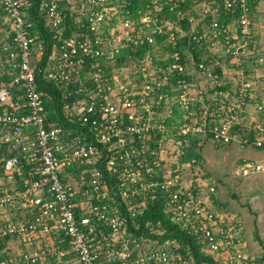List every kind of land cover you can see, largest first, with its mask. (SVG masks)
Returning <instances> with one entry per match:
<instances>
[{
    "label": "built area",
    "instance_id": "built-area-1",
    "mask_svg": "<svg viewBox=\"0 0 264 264\" xmlns=\"http://www.w3.org/2000/svg\"><path fill=\"white\" fill-rule=\"evenodd\" d=\"M252 2L149 0L132 17L128 0H79V31L63 37L65 14L58 0H43L46 25L58 40L43 76L60 90L65 116L83 128L77 131L47 122L45 94L36 82L42 42L29 32L22 0H0L10 31V48L0 54V75L8 78H0V208L21 202L31 212L0 223V237L29 243L38 231L58 233V242L67 246L25 249L0 264L46 263L53 257L59 264H209L169 242L155 245L128 232V220L158 199L170 221L213 264H256L245 252L238 217L212 206L199 186L213 193L210 177L196 157L185 160L188 148L195 144L200 150L204 141L264 148V96L256 97L257 82L249 75L255 64L264 86V43L254 39ZM234 12L236 18L219 21L221 13ZM183 37L187 46L180 50ZM160 45L165 50L156 55ZM142 46L153 50L128 53L116 63L123 50L135 53ZM195 47L211 53L203 57L207 62H194ZM220 55L238 69L231 96L220 88L222 72L215 71ZM201 89L208 96H200ZM23 160L30 165L23 188L7 187ZM260 167L246 164L241 172Z\"/></svg>",
    "mask_w": 264,
    "mask_h": 264
},
{
    "label": "crops",
    "instance_id": "crops-1",
    "mask_svg": "<svg viewBox=\"0 0 264 264\" xmlns=\"http://www.w3.org/2000/svg\"><path fill=\"white\" fill-rule=\"evenodd\" d=\"M69 1L73 7L74 0ZM254 4V6L258 4L257 0H254ZM75 20L78 21V14ZM9 41V24L6 16L0 11V54L10 48ZM219 63V68L223 75V67L220 61ZM192 68L190 67V71H192L193 75L199 77V74ZM253 68L255 72L257 70L256 74L259 77L260 72L255 64ZM0 78L3 79L4 77L0 75ZM12 94L14 97L17 96L15 90ZM255 94L258 98L264 96V86L261 84L257 86ZM247 110L250 114L253 113L251 104L248 105ZM199 156L198 162L200 167L205 175L210 177V183L215 187V191L210 193L207 187L199 185L201 194L206 195V198H209L213 202V207L224 206L228 212L238 217L247 256L256 264H264V148L245 145L238 141H233L223 146H215L204 141L200 147ZM246 164L253 166L260 164L262 167L251 169L248 173L243 174L241 168ZM19 185L20 182H17L13 178H8L6 181V186L9 188H19ZM0 209L4 211L9 210L10 212L13 210L16 216L12 218H18L17 220H9L5 218L6 215H0V223L7 221L15 222L31 217L30 209L21 202H15ZM20 214H24V217L19 218ZM105 231H107V228ZM16 238L18 237L8 236L1 244L0 260L8 255L17 254L22 250L37 246L55 244L60 247H67L64 242H58L60 238L58 233L46 234L38 231L29 243H24L18 238L20 248L13 242ZM11 250H16V252L12 253ZM69 258L70 255L67 254L61 260H68ZM59 262V258L53 257L48 262L42 264H59Z\"/></svg>",
    "mask_w": 264,
    "mask_h": 264
},
{
    "label": "trees",
    "instance_id": "trees-1",
    "mask_svg": "<svg viewBox=\"0 0 264 264\" xmlns=\"http://www.w3.org/2000/svg\"><path fill=\"white\" fill-rule=\"evenodd\" d=\"M42 1L43 0H22V2L25 4V19L30 23L29 32L31 34H37L43 45V54L38 64L40 70L36 73V82L39 90L43 91V93L45 94L44 104L47 114V122L57 123L64 129L73 128L78 131L83 129L82 126H79L77 123L72 124L64 114L63 106L66 100L63 99L60 90L55 84L46 80L43 76V69L45 67V64L53 48L57 45L58 40L52 37L53 33L46 25L44 13L40 9ZM76 1L77 0L73 1L72 7V4L69 0H58L60 8L65 14L63 23L64 27L62 31L63 37L69 36L72 33L79 31L78 24L75 22V17L78 14L76 8H79V3ZM148 1L149 0H128L126 7L130 9V15L132 17H136L138 14L137 11L139 9H142L145 3H147ZM75 2L77 3V7H75ZM251 4L252 6L255 5L254 2H252ZM165 15L171 20L176 18L175 13L173 12H167ZM236 15V12H234L233 14L221 13V15L219 16V21L227 22L231 18H236ZM158 17H161V14H159ZM181 25L184 30L189 29V25L186 22H182ZM164 38L165 36H156V39L158 41L162 39L164 40ZM179 41V48L180 50H182L183 47L187 46V37H183ZM150 48V46H142V48L137 50L135 53H132L130 49L123 50L119 55H117L116 63L121 64L125 60V56L128 53L132 55H141ZM151 50H153V48H151ZM153 51L156 52L155 49ZM192 55L193 60L196 63L200 60L207 62V59L203 58L204 56L202 47H195V49L192 50ZM215 71L218 73L221 72L219 66L215 68ZM3 80L7 81L8 78H3ZM220 88L224 89L222 86ZM73 99L74 97H72L68 101L71 103ZM0 151H2V155H4L3 148ZM15 154H17V152H15ZM191 157H196L199 161V150L197 149L195 144L188 148L185 160H188ZM29 169L30 165L27 164L25 160H23L21 170L19 172L13 173V178L17 182H20L19 189L23 188L21 178L27 177ZM119 210L125 213V206L120 205ZM79 216L80 214L76 213V217L79 218ZM127 230L128 232L133 233L137 236H142L146 239L156 241L158 244L169 242L172 248L177 247V249L185 256L191 255L198 263L202 261L208 262L209 264L214 263L210 256L201 254L199 246L196 244L191 235H189L185 230L181 229L179 226L170 221L164 211L162 199L147 201L145 208L136 215L134 220H128ZM7 237L8 236L0 237V247ZM35 264L42 263L37 262Z\"/></svg>",
    "mask_w": 264,
    "mask_h": 264
},
{
    "label": "rangeland",
    "instance_id": "rangeland-1",
    "mask_svg": "<svg viewBox=\"0 0 264 264\" xmlns=\"http://www.w3.org/2000/svg\"><path fill=\"white\" fill-rule=\"evenodd\" d=\"M76 2H79V0H77ZM257 2H258V4H256V6L253 7V11H252V18H253V21H254V34L256 36L255 40L258 43L261 42L259 44H263V41H264V30H263V27H264V15H263L262 9H263V6H264V0H257ZM257 6H258V8H257ZM75 7H77V3H76ZM77 10H78V13L80 11V15L78 16V19H79V17L82 14V11L79 10V8ZM233 25H235V24H233ZM261 38H263V40H261ZM155 50H156V52H155L156 55H162V53L164 52L165 48L160 45ZM185 53L187 54L188 52L186 51ZM206 54H211V53H208L207 51L203 50V56L204 57H205ZM220 56L221 57L219 58V60H220L221 65L223 67L222 70L224 71L223 80H222V82H224V83L222 84V87L224 88L223 90L229 92L230 96H231L233 94V90L235 88L238 69H237L236 65L233 63V61H230V60L226 59V57H224L222 55H220ZM188 64H189L190 67H192V61H189ZM251 65H252V63H249V67ZM251 69L249 70V75L251 77H253V80H255L257 82L256 85L259 86L261 83L259 82V77L256 74L257 70L255 72V70H251ZM200 81L203 82L202 83L203 84L202 87L205 86L206 89L209 91L208 85H207V83H205L203 81V78H200ZM206 89H201L200 96H203V97L208 96V93L205 94V90ZM205 176H207V175H205ZM0 215H6L5 218H8L9 220H17L18 219L17 217H15L14 219L12 218L13 216H16L15 213L13 212V210H11V212H10L9 210L8 211H4V210L0 209ZM20 217H24V214H22V215L20 214L19 218ZM13 242L18 247L20 246V242H19L18 238L14 239ZM153 243L155 245H158V243L156 241H153ZM166 245L170 246L168 244H166ZM18 247H17V249L19 250L20 247L19 248ZM15 252H16V250L12 251V253H15Z\"/></svg>",
    "mask_w": 264,
    "mask_h": 264
}]
</instances>
